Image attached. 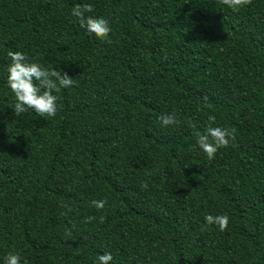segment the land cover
<instances>
[{"label": "trees", "instance_id": "obj_1", "mask_svg": "<svg viewBox=\"0 0 264 264\" xmlns=\"http://www.w3.org/2000/svg\"><path fill=\"white\" fill-rule=\"evenodd\" d=\"M76 4L108 21L110 44L80 27ZM9 51L74 79L53 93L54 117L16 116ZM210 115L236 130L213 159L194 135ZM9 253L264 264V0H0V264Z\"/></svg>", "mask_w": 264, "mask_h": 264}, {"label": "clouds", "instance_id": "obj_2", "mask_svg": "<svg viewBox=\"0 0 264 264\" xmlns=\"http://www.w3.org/2000/svg\"><path fill=\"white\" fill-rule=\"evenodd\" d=\"M252 0H221V3L233 11H239L242 7L251 4ZM91 4H76L72 9L71 15L76 17L81 28L86 29L90 35L98 39L111 43V28L106 19L93 17L88 13L93 12ZM8 57L11 63L7 66V84L14 94L16 103L12 108L16 116L26 113L29 109L42 117H54L57 112V96L53 93H59L62 88L72 87L74 79L69 77L66 72L49 69L41 64L29 62L24 53L20 51H9ZM206 99V98H205ZM162 127L176 125L179 123L175 113L162 114L158 117ZM209 124L204 131H195L196 143L203 150L208 159H213L220 148H226L235 141V128H222L213 126L215 117H208ZM148 184H142L143 189H147ZM106 200H93L91 204L96 209H103ZM70 210V209H69ZM94 217H89V222ZM103 220V217H101ZM207 225H216L220 231L227 229L229 217L225 215L211 214L205 216ZM19 254L9 253L5 264H20ZM113 257L110 253L98 255L97 264H110ZM27 264V261L24 262Z\"/></svg>", "mask_w": 264, "mask_h": 264}]
</instances>
